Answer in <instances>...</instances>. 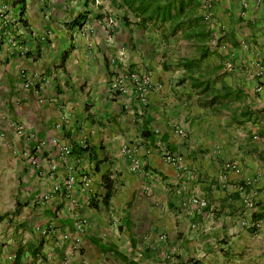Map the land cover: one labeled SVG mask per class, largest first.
Here are the masks:
<instances>
[{"label": "crops", "instance_id": "1", "mask_svg": "<svg viewBox=\"0 0 264 264\" xmlns=\"http://www.w3.org/2000/svg\"><path fill=\"white\" fill-rule=\"evenodd\" d=\"M166 1L178 30L118 0H0V264H264V0ZM121 72L157 85L144 105L110 96Z\"/></svg>", "mask_w": 264, "mask_h": 264}, {"label": "built area", "instance_id": "2", "mask_svg": "<svg viewBox=\"0 0 264 264\" xmlns=\"http://www.w3.org/2000/svg\"><path fill=\"white\" fill-rule=\"evenodd\" d=\"M47 1H50V0H47ZM205 10H206V13L204 14V18L207 19L210 15V13L208 12L209 7L205 6ZM20 78L23 80V85H22L23 88H27L28 84L30 82L28 76L21 72ZM154 88H157V85L155 86L154 84H152L150 79L145 75H140L136 72H121V73L113 76V78L110 82V85H109V94H110V96H115L118 93L129 90L133 93L136 100L140 104L144 105L146 103L147 94L151 90H153ZM175 133L181 138L185 137L184 132H182L181 130H176ZM50 142L52 144L56 143L55 140H51ZM58 151H59L60 156H63V157H67L70 154V149L67 146H59L58 145ZM124 152H129V151L125 150ZM30 159L32 161V158H30ZM164 159L167 163H171V164H176L178 162L177 158H175L169 154H166L164 156ZM131 167H132V169H137L139 167V163L137 161H132ZM52 169H53V167H52ZM80 181L83 184L84 188H86V189L89 188L88 178L82 177L80 179ZM72 182H73V179L68 178L64 184L65 187L69 188L71 186ZM58 189H59L58 186H53L52 191L56 192ZM190 201H191L192 205L197 206L199 208H203L206 205V201L203 199L192 198ZM243 205L245 206L247 211H250L251 209H253L252 203L248 200H245L243 202ZM250 226L252 228L257 229L259 224L251 223Z\"/></svg>", "mask_w": 264, "mask_h": 264}, {"label": "trees", "instance_id": "3", "mask_svg": "<svg viewBox=\"0 0 264 264\" xmlns=\"http://www.w3.org/2000/svg\"><path fill=\"white\" fill-rule=\"evenodd\" d=\"M114 1V0H111ZM117 7L124 8L128 11L133 17L138 19L139 23H146L148 21L158 22V23H169L172 26V30H178L180 27L184 25L183 22L177 21L182 15L183 7L178 4L174 6L172 2H168L166 0H118ZM83 16L78 15L76 19H74L70 24L80 25L82 22ZM189 24V23H188ZM77 155L81 153L87 152L90 153V150L87 146L85 147H78ZM73 151H71L72 153ZM101 185L104 189V194L101 198L102 202H105L111 192V181L107 177L101 178ZM20 207V204L15 205V210L13 211V215L16 214V208ZM11 214V215H12ZM7 217L6 215L0 216V221L2 218ZM252 217V214H251ZM254 218V217H253ZM256 220V219H255ZM38 247L32 248L31 255L35 258L38 255ZM14 264H19L17 260H15ZM29 264H32L29 263Z\"/></svg>", "mask_w": 264, "mask_h": 264}]
</instances>
